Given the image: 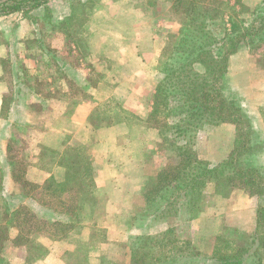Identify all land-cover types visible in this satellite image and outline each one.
Listing matches in <instances>:
<instances>
[{"label": "rangeland", "instance_id": "obj_1", "mask_svg": "<svg viewBox=\"0 0 264 264\" xmlns=\"http://www.w3.org/2000/svg\"><path fill=\"white\" fill-rule=\"evenodd\" d=\"M221 1L227 2L228 0ZM4 2L6 0H0V4ZM233 3L234 0H230V4ZM242 3L246 6V10L242 12L241 18L245 20L247 25H250L258 10L263 7L264 0H249L248 4L242 0ZM171 6L172 3L169 0H46L40 7L29 10L27 13L11 14L12 19L10 21L14 23L22 21L30 25L25 31L28 38L24 44L28 53L16 60L15 66L13 65L16 79L14 80L15 89L12 96L14 95L15 101L19 102V108H23V99L14 93L19 92L24 86L41 94L42 100L33 104L30 110L42 117L36 122V129L44 130L50 126V110L52 109L50 103H52V99H60L62 97L60 87L67 85L71 99L66 115L73 113L79 103L89 100L95 109L91 121L89 119V124H92L93 127L117 128L115 129L117 137L113 139L112 143H105L104 149H110L105 160L107 163L117 165L118 162H122L124 166L128 165L126 158L117 155V150L130 146L133 141L139 138H143L141 140L143 141L145 156L152 159L148 162L147 169L151 165L155 166L163 161L166 162V165L167 162L171 163L174 154L167 148L169 142L166 145L161 143L162 138L159 137L161 129H156L155 137L152 136L154 142L150 141L145 130L146 128L153 129L154 124L148 122L149 117H147L146 122L143 120L148 110L150 111L149 107L153 100L155 88L163 77L162 72L165 71V69L163 71V64L172 63L170 58H178L174 51L163 53L164 48L170 43V35L177 33L180 29L179 17L173 15L174 10H170ZM219 16L218 21L209 23V30L217 39L221 40L224 36V28L228 26L227 17L225 15ZM1 17L4 16L0 14V19ZM0 23H4V21L0 20ZM59 35L64 41H62V46H59V49H55L52 39ZM15 48L13 54H9V57L4 59L5 67L9 66L7 62L10 64V62L15 61V58H19V55L15 54L17 47L15 46ZM221 53V50H215L213 55L216 57ZM23 58L28 63L29 60L35 62L36 59L34 69H36L38 62L41 63L44 68L41 71L42 78L25 76L27 69ZM262 61L263 55L261 53H251L247 48H241L236 55L230 57L223 93L227 99L239 105L252 122L254 132L251 140L254 152L244 157L241 162L243 165L260 169L264 174V69ZM9 69L11 71V68ZM49 73L52 75L49 76ZM50 87L54 88L55 91L50 92ZM158 118L159 121L164 120L163 115ZM169 121L172 119L170 118ZM57 125H61V121H58ZM213 128L205 126L196 135V149L200 156L202 155L201 160L204 161H207L205 155L210 148L208 147L209 142L213 138L218 144H223L225 147L228 140L226 132L217 131L213 133ZM28 129V127L16 128L15 135L19 140L13 138L10 145L17 168L22 167L21 165L24 168L27 165V160L23 154L27 152L28 144L23 138ZM164 136L169 138V134ZM94 141L95 139H92L85 145L72 141L69 146L63 149L60 157L50 150H43L44 158L42 159V164L47 167H50L57 160L64 165L74 155L70 149L75 148L78 149L82 158L91 161L93 165L91 178L94 188L79 201V207L84 202L89 205V213L86 212V216L91 214L100 216L104 211L101 204L107 198L106 196L93 197L95 193L94 173L97 168L91 156V146ZM122 151H131V148L128 147V150L123 149ZM210 165L217 164L210 163ZM146 172L141 193L132 201L131 215L123 219L131 231L125 243L105 244L107 243L105 232L101 225L93 227L90 231L91 237L88 243L89 247H92L91 255L97 256L100 259V264H128L129 249L137 242L138 238L164 232L157 233L161 225L155 226V229L151 228L153 224L150 219L151 215L163 203L158 199L156 201L151 200L148 202L149 204L144 202L142 194L151 188L157 175L150 173L149 170ZM0 177H3L2 174ZM125 180L126 178H124ZM211 184L215 185L214 183ZM16 185H19L20 187H18L23 191L24 184L16 183ZM222 189L224 190L225 187H221ZM236 190L238 189L226 187L224 191H220V194L230 195ZM25 191L27 188H24ZM172 193V190L163 191L166 198H171ZM175 198L177 199V197ZM190 198L192 197L189 196L182 200L178 198V204L180 205L183 200L188 201L187 204H189ZM207 201H209V196H202L196 203L195 209L189 205L188 208L183 209L189 210L192 217L196 215L198 209H203ZM257 201L258 207H264V198ZM11 202L13 201L11 200ZM79 207L77 221L79 213H81ZM158 220L163 221V219ZM176 220L177 217L172 221L164 219L166 224L173 226L175 238L181 241H189L191 244L190 257L182 261L181 264H207V259L210 257L208 254L212 248L213 255L211 253L212 258L210 260L215 261L213 264H232V261H238L240 264H259L258 259H261L262 264H264V252L258 247L259 242L257 240L248 254L243 255L242 252H239V250L251 247L254 235L250 236L251 239L247 237L236 239V234H232L215 242L211 238H204L194 243L187 239L185 232L178 234L175 226ZM75 228H77V224ZM45 230L46 228L40 229L33 234L31 244L18 247L19 251L15 255L21 262L18 264H35L42 261L43 251L38 250L36 239L43 236L48 237ZM182 235L185 238L182 239ZM235 243L238 245L234 246ZM79 250V254L66 255L65 264H88L83 263L86 250L84 247ZM208 250L209 253L206 254ZM222 257H231L233 260L230 258L223 262ZM234 258L237 259L234 260Z\"/></svg>", "mask_w": 264, "mask_h": 264}, {"label": "trees", "instance_id": "obj_2", "mask_svg": "<svg viewBox=\"0 0 264 264\" xmlns=\"http://www.w3.org/2000/svg\"><path fill=\"white\" fill-rule=\"evenodd\" d=\"M45 2L46 0H6L0 4V14L8 16L18 12L27 13ZM169 2L172 3L170 10H174L173 15L179 17L180 29L170 35V43L163 53L174 51L178 58H170L172 63L163 64L165 71L155 88L148 122L154 124V130L161 129V143L166 145L169 142L167 148L174 154L173 160L176 163L166 165L158 172L156 181L142 195L146 204L153 199L163 203L151 215V220L172 221L178 214V198L182 200L191 196L189 204L184 200V207L188 208L189 205L195 209L205 186L211 183L215 184V190L219 194L229 187L241 190L257 200L264 198V174L260 169L241 162L254 152L251 119L223 93L229 58L241 48H247L251 53H261L264 69V5L256 13L253 22L247 25L241 18L242 12L246 10L242 0H234L233 4H230V0ZM219 15L227 17L228 26L224 28L221 40L209 30V23L218 21ZM215 50H221L222 53L215 57ZM160 115H163L164 120L159 121ZM170 118L172 121H169ZM224 124L235 127L234 147L225 159L211 166L199 158L196 135L205 126L217 127ZM165 134H169V138ZM8 150L11 151V146ZM70 151L74 155L64 165L61 164L65 170L62 180L50 178L41 186L33 185L25 179L27 165L24 168L23 165L20 168L15 166L12 173L13 181L24 184V188H27L25 192L24 188L23 191L19 188L21 196L34 201L45 214H56L60 218L58 220L39 217L26 205L16 207L20 198L4 195L3 177H0V264H9L3 257V249L9 242L17 248L29 245L33 234L45 228L48 237L61 240L75 228L79 201L94 188L91 178L93 165L90 160L82 158L78 149L72 148ZM221 187L225 189L221 190ZM171 190L173 195L166 198L163 191ZM198 211L199 209L196 213ZM11 229L17 231L13 239L10 237ZM253 235L251 247L239 250L243 255L248 254L256 240L259 242L258 247L264 252L262 206L256 211ZM190 246L189 241L175 238L174 228L171 226L158 235L138 238L129 249L128 264H181L190 257ZM230 258L222 257L221 260L224 262ZM231 263L240 264L238 261ZM258 263L262 264V260L258 259Z\"/></svg>", "mask_w": 264, "mask_h": 264}, {"label": "crops", "instance_id": "obj_3", "mask_svg": "<svg viewBox=\"0 0 264 264\" xmlns=\"http://www.w3.org/2000/svg\"><path fill=\"white\" fill-rule=\"evenodd\" d=\"M245 2L248 4L249 0H245ZM255 5L252 6L254 7ZM11 19V15L1 17L0 19L4 21V23H0V174L5 179L3 183L4 195L6 197L13 196V198L19 197V203L15 206L26 205L37 213L39 217L44 216V218L49 220L60 219L56 214H45L34 201L23 198L19 187L12 179L15 159L8 149L13 138H17L15 135L16 128H29L23 138L28 144L27 152L23 154V157L27 160L25 179L37 186L43 185L50 178L62 180L65 173L64 168L58 160L54 161L50 167L42 164V159L44 158L43 150H50L60 157L63 149L69 146L72 141L85 145L92 139H95L91 146V156L94 164L97 166L94 173L95 193L93 197H107L101 204L104 211L100 216L91 213L90 216H86V212L89 213V205L87 202L82 203L79 207L81 213H79L76 223L77 228L69 233L68 236L61 240H53L47 236L36 239V246L43 251V257L41 262L35 264H65L66 255L79 254V249L82 250L83 247L86 250L83 263L100 264V259L97 256L91 255L92 247L90 248L88 243L91 237L90 231H92L93 227L101 225L105 232L107 242L105 244L109 245L108 243L112 242L125 243L131 231L126 222H123L125 221L123 219L131 215L132 201L141 193L144 176L147 174L146 170L157 174L165 167L166 162H157V165H151L147 169L146 166L152 159H148L145 156L146 153L143 151V141L141 140L143 138H139L133 141L130 146L117 150V155L126 158V161L129 163L128 165L124 166L122 162H118L117 165L107 163L105 160L108 153H110V149H104L105 143L110 144L117 137V134H115V129L117 128L93 127L92 124L90 125L89 119L91 121V116L95 112V109H93L92 103L89 100L79 103L76 105L73 113L66 115L71 99L69 95L70 90L67 85L62 88L60 87L62 97L60 99L53 98L52 103H50L52 105V109L50 110V126L44 130L36 129L35 124L42 117L32 113L30 109L33 104L42 100V95L24 86L19 92L14 93L23 99L22 109L19 108V102L15 101L14 95L12 96L15 89L14 80L16 79L13 65H16V60L21 59L28 53L24 44L28 38L25 31L30 25L22 21L14 23L10 21ZM52 40L55 49H59V46H62V41H64L60 35L53 37ZM15 46L17 47L15 54L19 55V58H15V61L10 62V64L7 62L9 66L5 67L6 62L4 59H7L6 57H9V54H13V50L16 49ZM35 62L29 60L28 63L25 59L26 77L42 78L41 71L44 68L38 62L36 69H34ZM9 68H11V71H9ZM32 68L33 70H31ZM51 75L49 73V76ZM49 91L54 92L55 89L50 87ZM151 104L149 107L150 111L148 110L149 114L151 112ZM148 112L146 117L143 118L144 122H146L149 116ZM19 113L22 114V117H20ZM58 121H61V125L56 126ZM217 131L226 132L228 140L226 141V147L223 144H218L214 138L209 142L208 147L210 148L207 150L205 159L211 164H217L220 160L225 159L233 148L235 127L231 124H224L212 129L213 133ZM155 132L156 130L154 129L146 128L145 133L149 135L150 141H153ZM128 147L131 148V151H122L123 149L128 150ZM201 157L202 155L200 156L199 154L200 159H202ZM169 163L167 162V165L175 164L176 160H172ZM124 178H126L125 181ZM202 196H209V201L206 202L203 209L201 208L192 217L189 210L183 209L185 208L184 200L180 205L178 204L180 209L175 226L179 235L185 232L187 239L194 243L204 238H211L215 242L221 238H227L232 234H236V239H241L242 237L251 239L250 236L252 237L255 230L258 207V201L255 198H250L239 190L232 192L230 195H221L216 192L215 185L213 184L205 186ZM161 221L158 219L151 221L153 223L151 228L155 229V226L161 225L157 233L171 227V225L165 223L164 219ZM16 234V230H10L11 239ZM181 237L182 239L185 238L183 235ZM231 245L233 244L231 243ZM236 245L238 244L235 243L234 246ZM17 251L19 249L13 246L11 242L7 243L4 247L3 257L9 264H18L20 262L15 256ZM212 251L213 248L210 253L209 250L206 252L210 256L207 259V264H210V262L212 264L215 263L213 259L210 260L213 255Z\"/></svg>", "mask_w": 264, "mask_h": 264}]
</instances>
